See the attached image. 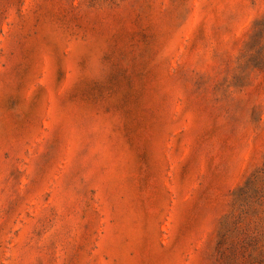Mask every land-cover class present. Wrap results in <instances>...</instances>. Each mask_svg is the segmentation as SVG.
Returning a JSON list of instances; mask_svg holds the SVG:
<instances>
[{"label": "rangeland", "instance_id": "374dc122", "mask_svg": "<svg viewBox=\"0 0 264 264\" xmlns=\"http://www.w3.org/2000/svg\"><path fill=\"white\" fill-rule=\"evenodd\" d=\"M0 264H264V0H0Z\"/></svg>", "mask_w": 264, "mask_h": 264}]
</instances>
